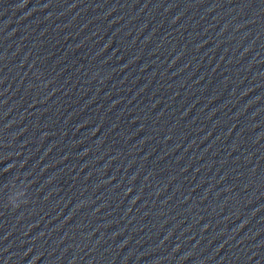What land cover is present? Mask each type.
Wrapping results in <instances>:
<instances>
[{"label":"clouds","instance_id":"1","mask_svg":"<svg viewBox=\"0 0 264 264\" xmlns=\"http://www.w3.org/2000/svg\"><path fill=\"white\" fill-rule=\"evenodd\" d=\"M24 202H26V201H24ZM9 204L12 206V208H17L20 206V203H15V202H10Z\"/></svg>","mask_w":264,"mask_h":264}]
</instances>
